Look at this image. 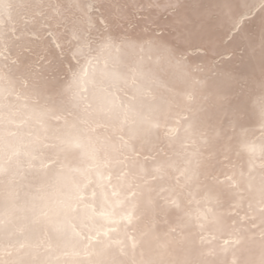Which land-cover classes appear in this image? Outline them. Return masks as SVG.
<instances>
[{"label": "bare ground", "instance_id": "bare-ground-1", "mask_svg": "<svg viewBox=\"0 0 264 264\" xmlns=\"http://www.w3.org/2000/svg\"><path fill=\"white\" fill-rule=\"evenodd\" d=\"M0 264H264V0H0Z\"/></svg>", "mask_w": 264, "mask_h": 264}]
</instances>
